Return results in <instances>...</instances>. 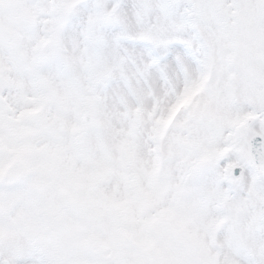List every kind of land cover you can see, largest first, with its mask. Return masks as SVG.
Instances as JSON below:
<instances>
[{
	"label": "snow or ice",
	"instance_id": "obj_1",
	"mask_svg": "<svg viewBox=\"0 0 264 264\" xmlns=\"http://www.w3.org/2000/svg\"><path fill=\"white\" fill-rule=\"evenodd\" d=\"M0 264H264V0H0Z\"/></svg>",
	"mask_w": 264,
	"mask_h": 264
}]
</instances>
